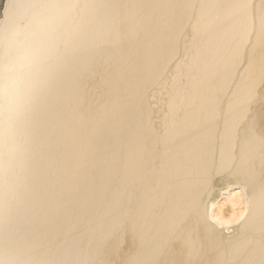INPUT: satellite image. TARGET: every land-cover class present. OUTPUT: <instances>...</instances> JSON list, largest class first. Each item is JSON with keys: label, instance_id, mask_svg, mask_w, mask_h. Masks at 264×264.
<instances>
[{"label": "bare ground", "instance_id": "1", "mask_svg": "<svg viewBox=\"0 0 264 264\" xmlns=\"http://www.w3.org/2000/svg\"><path fill=\"white\" fill-rule=\"evenodd\" d=\"M263 81L264 0H0V264H264Z\"/></svg>", "mask_w": 264, "mask_h": 264}, {"label": "rangeland", "instance_id": "2", "mask_svg": "<svg viewBox=\"0 0 264 264\" xmlns=\"http://www.w3.org/2000/svg\"><path fill=\"white\" fill-rule=\"evenodd\" d=\"M25 22L21 21L20 25L24 26ZM189 37H193V32L185 31L183 35L174 40L175 43L179 44L178 48V57L175 61L171 62L165 72L161 74V79L163 80L159 85L154 87L153 93L148 95V107L150 109V114L152 121L155 123L156 131L158 133L162 132V128L159 126L161 121H163L164 117V105L170 99L169 96L166 95V91L171 92L172 90V79L173 76H177L180 84L186 82V75L189 77V73L185 71L186 67L184 64L189 62L188 57L185 55V50L189 49L193 45V41H189ZM182 64L184 68H181ZM246 67L245 59L241 58L238 66L236 68V74L240 73ZM230 85V84H229ZM185 90V89H184ZM228 91H232L227 89ZM256 102L254 104H250L248 102L245 110L244 121L240 124L238 130L241 127H246L249 123H253L255 125V131L258 134L264 135V81L263 83L254 89ZM227 97L224 95V91L219 93L218 100L216 102V112L221 113L225 108V102ZM224 178L226 177H210L207 182L210 187V195L208 197L207 194L202 196L204 201L208 200L210 204H213V209L211 212V216L214 217L216 213V209L218 207L226 208V204L228 200V193L233 191H239V193H243L241 190V186L234 184L230 189H228L229 183L224 182ZM235 182V180H231V184ZM207 220L210 224V229L212 233L218 237H224L227 231H230V235H233L238 228L239 224L233 223L227 227L219 228L216 224L210 219L209 213H207ZM119 252L113 256L114 260H117V255Z\"/></svg>", "mask_w": 264, "mask_h": 264}]
</instances>
